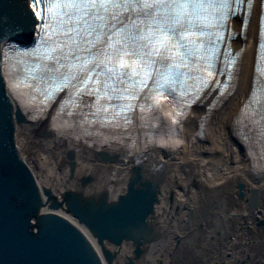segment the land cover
Wrapping results in <instances>:
<instances>
[{"label": "snow or ice", "instance_id": "1", "mask_svg": "<svg viewBox=\"0 0 264 264\" xmlns=\"http://www.w3.org/2000/svg\"><path fill=\"white\" fill-rule=\"evenodd\" d=\"M252 7L251 0H0V43L8 45L0 49V75L10 71L8 99L0 103V185L12 166L9 145L18 112L28 107L19 82L42 101V109L54 107L59 115L68 105L65 116L78 115L74 126L89 132L88 125L123 128L137 109L156 115L166 98L175 105L173 115L179 114L178 132L190 101L230 87L212 84L203 73L233 74L232 61L215 49L229 19ZM5 12L13 13L7 21ZM190 78L191 90L185 87ZM146 194L132 193L129 200L137 206ZM42 236L50 241L43 248L37 246ZM60 237L67 247H57ZM215 239L219 243V232ZM73 245L59 221L45 224L33 216L22 233L7 231L0 221V264H82L72 258ZM54 251L66 258L51 259Z\"/></svg>", "mask_w": 264, "mask_h": 264}, {"label": "bare ground", "instance_id": "2", "mask_svg": "<svg viewBox=\"0 0 264 264\" xmlns=\"http://www.w3.org/2000/svg\"><path fill=\"white\" fill-rule=\"evenodd\" d=\"M260 1L243 37L242 20L234 21L238 37L232 41V48L242 51V58L233 94L214 110L213 97L193 109L180 131L162 140L163 149L152 151L151 164L163 170H144L143 176L158 189L149 221L158 236L144 245L137 264H237L243 260L245 264H264V227L257 225L258 220L264 221L262 199L257 200L256 208L250 207L253 193L264 191V166L256 173L250 155L237 139V124L255 78ZM51 131L49 121H24L15 133L19 153L40 190L48 189L59 200L70 191L81 192L86 198L107 196L109 203H116L127 194L138 167L137 158L146 147L141 137L137 136L129 147L108 139L105 151H97V147H88L73 137H62L58 142ZM67 152L73 153L74 171L66 164ZM100 153L114 156L119 162L103 163L97 158ZM84 179L92 181L80 188L79 182ZM239 184L245 185V199L239 198ZM44 209L52 212L48 207ZM56 213L75 223L96 246L90 233L66 211ZM192 213L194 218L190 219ZM217 232L219 243L215 239ZM227 238H231V244ZM132 251V245H125L115 263L126 264Z\"/></svg>", "mask_w": 264, "mask_h": 264}, {"label": "water", "instance_id": "3", "mask_svg": "<svg viewBox=\"0 0 264 264\" xmlns=\"http://www.w3.org/2000/svg\"><path fill=\"white\" fill-rule=\"evenodd\" d=\"M11 15L13 13L5 12V21ZM3 35L0 32V40L3 39ZM29 38L30 34H25L24 39L27 41ZM7 47L6 40L0 43V49ZM7 87L4 74L0 75V103H4L8 99ZM12 106L15 109L13 102ZM21 123L18 115L12 134V142L9 145V150L12 152V166L4 171L3 183L0 185V221H2L5 229L13 233H22L26 230L28 221L33 216L36 219H41L45 224L51 223L53 220L59 221L62 223L65 233L74 242L72 258L80 260L82 264H116L115 261L120 254L119 252L127 244L133 246V251L132 256L126 259V264H137L142 258L144 245L150 244L158 236L149 224L154 213L153 205L157 201L158 189L154 186L155 184L149 183L143 176L144 170L151 169L136 168L134 171L136 177L130 181L127 194L116 203H109L107 196H102L99 199L86 198L81 192L73 191L67 192L59 200L48 189H39L35 176L19 153L15 133L17 126ZM153 170L160 173L163 169L154 167ZM91 181V179L81 180L79 182L80 188L86 187ZM244 186V184H239L238 187L239 198L241 199H245ZM138 191H146L147 194L137 206H133L129 196ZM41 193L47 202L42 199ZM253 196H257V193H253ZM254 198L250 203L251 209L258 205L256 197ZM45 207H48L52 212H44ZM60 210L66 211L73 220L90 233L98 249L75 223L56 213ZM193 218L194 213L190 216V219ZM32 224L35 225V220L32 221ZM133 225L138 227H133ZM257 225L263 228L264 221L258 220ZM49 243V239L42 236L37 246L43 248ZM177 245L178 248L179 243ZM57 247H67L63 237L59 238ZM79 249H83L86 255H80ZM50 258L60 260L66 257L61 251H54Z\"/></svg>", "mask_w": 264, "mask_h": 264}, {"label": "flooded vegetation", "instance_id": "4", "mask_svg": "<svg viewBox=\"0 0 264 264\" xmlns=\"http://www.w3.org/2000/svg\"><path fill=\"white\" fill-rule=\"evenodd\" d=\"M170 248V247H169ZM246 261H238L237 264H245ZM215 264H228V263H225V262H216Z\"/></svg>", "mask_w": 264, "mask_h": 264}, {"label": "rangeland", "instance_id": "5", "mask_svg": "<svg viewBox=\"0 0 264 264\" xmlns=\"http://www.w3.org/2000/svg\"><path fill=\"white\" fill-rule=\"evenodd\" d=\"M46 124H47V123H46ZM250 175L253 176V172H252V170L250 171Z\"/></svg>", "mask_w": 264, "mask_h": 264}]
</instances>
